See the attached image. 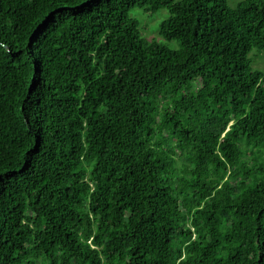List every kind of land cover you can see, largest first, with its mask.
Wrapping results in <instances>:
<instances>
[{"label": "trees", "instance_id": "obj_1", "mask_svg": "<svg viewBox=\"0 0 264 264\" xmlns=\"http://www.w3.org/2000/svg\"><path fill=\"white\" fill-rule=\"evenodd\" d=\"M253 49L264 0H0V264H264Z\"/></svg>", "mask_w": 264, "mask_h": 264}, {"label": "rangeland", "instance_id": "obj_2", "mask_svg": "<svg viewBox=\"0 0 264 264\" xmlns=\"http://www.w3.org/2000/svg\"><path fill=\"white\" fill-rule=\"evenodd\" d=\"M229 5L234 6L237 2L241 0H227ZM132 15L136 16L139 19L142 33L146 37H150L152 35H157V29L159 22L167 17L168 13L165 9H160L153 13L151 16L142 13L139 9H134L131 12ZM249 57L251 59L250 67L252 70H260L264 72V50L258 51L257 49H253L249 53Z\"/></svg>", "mask_w": 264, "mask_h": 264}]
</instances>
